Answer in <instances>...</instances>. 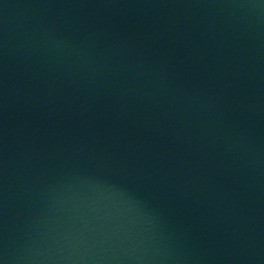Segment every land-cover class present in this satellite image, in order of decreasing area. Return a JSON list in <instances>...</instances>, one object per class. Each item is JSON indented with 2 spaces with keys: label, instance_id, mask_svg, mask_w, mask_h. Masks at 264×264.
Instances as JSON below:
<instances>
[{
  "label": "water",
  "instance_id": "1",
  "mask_svg": "<svg viewBox=\"0 0 264 264\" xmlns=\"http://www.w3.org/2000/svg\"><path fill=\"white\" fill-rule=\"evenodd\" d=\"M0 264H264V0H0Z\"/></svg>",
  "mask_w": 264,
  "mask_h": 264
}]
</instances>
